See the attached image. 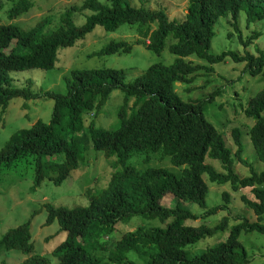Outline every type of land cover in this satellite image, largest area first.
<instances>
[{"label":"trees","instance_id":"16d2710c","mask_svg":"<svg viewBox=\"0 0 264 264\" xmlns=\"http://www.w3.org/2000/svg\"><path fill=\"white\" fill-rule=\"evenodd\" d=\"M33 7L31 0H14L7 11L10 19L18 18ZM89 9L82 25L73 22V14ZM245 11L248 21L264 18V0H190L183 20L170 19L164 9L151 10L135 7L129 0H110L102 4L99 0H84L82 5H70L61 15V23L54 30H44L49 23L44 17L31 29L25 30L14 23H0V118L15 98L26 101L47 97L54 101L50 122L36 121L29 128L16 131L0 150V168L10 160L31 155L36 165V185L48 176L55 185H61L72 170L81 166L84 152L90 148L104 151L108 156L118 157L117 167L123 168L113 174L110 185L98 192H87L89 205L82 208L47 206V224L57 221L66 232L64 240L53 250L58 264H136L128 260L131 251L149 255L147 264H248L246 248L240 241L243 230H258L264 233V172L252 170L249 177L241 178L236 172L230 148L223 134L206 119L204 107L221 92L216 89L204 99L185 101L176 92V84H192L201 72L211 74L213 65L231 57L236 62H246L245 73L253 77H264V53L244 54L234 50H224L219 54L209 53L215 35V25L221 17L227 20L237 32L239 41L250 45L259 37V32L244 37L239 16ZM136 25V30L147 49L161 53L166 40L176 41L169 45L171 53L178 57L173 65L154 64L133 83L126 82V72L117 69L72 70L64 77V94L52 91L35 92L28 81L26 87H16L10 76L14 71L44 70L55 67L61 47L69 46L83 39L96 26L108 31H116L122 25ZM232 36V33L229 34ZM148 39L147 44L144 40ZM9 49V52H7ZM133 50V44L126 40H113L92 55L126 53ZM197 54L207 60L208 65H195L187 57ZM126 93L123 115L133 100V116L123 120L114 130L95 126L90 121L84 129L83 117L88 113H98L116 90ZM189 92L192 89L188 90ZM244 113L255 119L249 130L250 138L258 158L264 163V90L252 97ZM84 129V137H76L77 130ZM71 135L70 140L67 138ZM236 156L241 163L242 131L232 130ZM161 152L169 156L171 163L184 168L182 175L165 168H147L139 171L129 163L134 153ZM209 155L220 160L222 172L206 164ZM209 180L220 185L230 183L236 192L251 188L254 200L243 197L245 205L258 217L250 223L242 221L233 227L226 240L208 247L199 256L191 257L189 248L201 239L224 231L229 226V218H224L215 227L195 226L189 221L199 220V216L183 207L190 202L205 207ZM173 194L174 206L166 207L163 199ZM228 199L229 195L224 194ZM223 209L217 206L206 215ZM142 215L148 219H159L166 227L136 228L109 244L101 242V235L113 233L121 222ZM30 222L15 229H9L0 240V247L7 250L18 249L27 254L34 250L31 241ZM109 245V246H107ZM98 249L111 250L107 258L98 257ZM24 264H49L42 255H30Z\"/></svg>","mask_w":264,"mask_h":264},{"label":"rangeland","instance_id":"374dc122","mask_svg":"<svg viewBox=\"0 0 264 264\" xmlns=\"http://www.w3.org/2000/svg\"><path fill=\"white\" fill-rule=\"evenodd\" d=\"M33 7L15 19L8 17L7 11L14 4V0H0V23H14L20 28L28 30L34 27L44 17L48 16L49 23L45 26L46 31L54 30L61 23V15L65 8L70 5H82L84 0H31ZM135 7H144L151 10L164 9L170 19L183 20L188 11L190 0H129ZM102 4H110V0H99ZM93 12L89 9L73 14V22L76 25L85 23L88 15ZM227 20H232L229 13L220 18L215 25V35L212 39L209 53L219 54L224 50H234L244 54L249 51L255 55L264 53V18L256 21H248L245 11L239 16L240 27L244 37L259 32L260 35L250 45L245 46L238 39V34ZM232 33V36L229 34ZM113 40H126L133 44L131 52L92 55L103 46ZM142 40L136 30V25L126 23L116 31H108L101 26L77 40L69 46L61 47L57 54L55 67L51 70H26L10 73L16 87H26L28 81L35 92L52 91L59 94L66 92L64 77H69L72 70L93 69H117L126 72V82L133 83L139 76L154 64L165 66L173 65L177 55L171 53L169 45L176 40L169 37L166 46L161 53H156L146 48L144 43H136ZM147 44L149 40H144ZM9 52V49H7ZM195 65H208L206 59L197 54L187 57ZM246 62H236L231 57H226L222 62L213 65L214 72L206 74L201 72L192 84L177 83L176 92L185 101L204 99L216 89L223 91L212 102L204 107L206 119L223 134L227 145L232 148L235 172L241 177H249L252 170L258 174L264 172V163L258 158L256 149L250 138L249 130L255 119L248 118L244 113V107L257 93L264 90V77H253L245 73ZM192 89V91H188ZM126 103V93L116 90L107 104L98 113H88L83 117L84 129L90 121L95 126L103 129H117L124 119L133 116V100L127 111L120 112ZM54 108V101L47 97L26 101L23 98L13 99L0 118V150L10 137L19 129L29 128L36 121L50 122ZM1 112V110H0ZM264 115V113H263ZM239 127L242 131L243 153L242 158L248 162L245 165L236 156L237 145L234 144L232 130ZM87 128V127H86ZM84 129L77 130L76 137H84ZM72 134L67 138L70 140ZM118 157L108 156L104 151L93 148L84 152L81 166L70 172V175L61 185H55L47 176L43 182L36 185V165L31 155L18 157L10 160L8 164L0 168V240L9 229L30 222L32 254L42 255L48 258L49 264H58L59 260L53 254V250L64 240L66 232L60 229L57 221L47 224V206L66 208H82L89 205L87 192H98L106 189L111 182L112 176L123 167L116 165ZM206 164L216 171L222 172V163L212 158L209 153L205 157ZM129 163L139 171L147 168H165L170 172L182 175L184 168H178L171 163L170 157H162L161 152H137L134 153ZM204 181L209 186L205 207L198 204L183 202V207L199 216L197 221L188 223L195 226L206 225L215 227L224 218H229V226L224 231H219L212 236L201 239L189 248L191 257L199 256L210 247L226 240L231 227L242 222L258 221L257 215L246 205L243 197L254 200L251 188L234 191L230 183L220 185L209 180L204 175ZM264 189V184L260 186ZM229 198L226 199L224 194ZM176 197L167 195L162 204L166 207L174 206ZM223 206L218 212L206 215L207 211ZM159 219H148L142 215L121 222L116 230L109 235H101V242L112 247V243L121 239L124 234L136 228L166 227L167 223ZM264 224V219L261 222ZM240 241L246 248L250 262L248 264H264V233L258 230H243ZM107 245V246H109ZM98 257L107 258L111 250L98 249L94 252ZM18 249L7 250L0 247V264H24L32 255ZM128 260L136 264H147L149 255L131 251Z\"/></svg>","mask_w":264,"mask_h":264}]
</instances>
